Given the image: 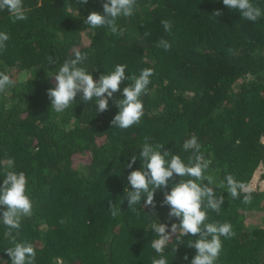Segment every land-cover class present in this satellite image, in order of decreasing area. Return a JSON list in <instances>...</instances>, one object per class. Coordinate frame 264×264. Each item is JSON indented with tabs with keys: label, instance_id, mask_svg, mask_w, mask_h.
Segmentation results:
<instances>
[{
	"label": "trees",
	"instance_id": "obj_1",
	"mask_svg": "<svg viewBox=\"0 0 264 264\" xmlns=\"http://www.w3.org/2000/svg\"><path fill=\"white\" fill-rule=\"evenodd\" d=\"M104 2L23 0L28 19L15 23L0 11V32L10 37L0 50V72L14 81L0 93V186L8 171H23L33 202L32 215L11 235L0 222V264H11L5 250L14 246L13 236L34 246L35 264H152L160 258L151 247L158 238L153 221L166 223L169 232L180 221L169 219V206H162L164 190L155 193L154 211L143 200L135 211L129 208L127 176L141 169L146 142L164 145L166 159L179 155L187 164L193 153L182 145L192 136L211 160L209 186L225 199L219 214L207 210L206 223L228 222L236 233L221 237L215 264H264V16L246 20L222 0H137L132 16L117 18L121 36L84 22L93 11L103 14ZM251 2L264 12V0ZM162 20L171 21L170 31ZM161 39L169 50L156 46ZM75 50L87 55L79 66L97 81L118 64L127 65L129 77L154 69L141 96L139 125L111 124L119 112L115 101L131 79L121 82L103 113L95 98L84 103L79 93L64 112L52 109V74ZM132 156L137 159L129 169ZM228 174L252 189L250 204L243 203V192L232 198L226 181L220 186ZM180 179L188 177L174 174L167 191ZM109 201L120 206L115 217ZM4 210L0 206V216ZM177 236L163 256L168 264H191L196 249L188 244L198 236Z\"/></svg>",
	"mask_w": 264,
	"mask_h": 264
},
{
	"label": "clouds",
	"instance_id": "obj_2",
	"mask_svg": "<svg viewBox=\"0 0 264 264\" xmlns=\"http://www.w3.org/2000/svg\"><path fill=\"white\" fill-rule=\"evenodd\" d=\"M224 6L229 9L237 10L240 15L249 21L256 22L264 12L260 7L254 5L251 0H222ZM81 5H86L88 0H78ZM137 0H105L102 5L103 14L93 11L84 22L92 29L109 27L111 32L116 35H123L124 30L117 26V18L130 17L134 14ZM7 11L12 22L24 21L28 19L23 0H0V11ZM216 16L222 15L220 11L215 12ZM161 24L166 32L171 30L172 23L169 20H162ZM10 39L9 34L0 32V50L6 48V42ZM157 47L169 50L171 45L168 41L161 39ZM229 51H232L229 49ZM87 60V55L79 50L74 51V58L65 61L59 70L55 72V86L47 90V96L51 101V107L56 113H62L68 109L75 101L77 94H81L80 99L87 103L93 98L96 99V111L103 113L109 108V99L113 94L120 90L121 82L131 79L133 83L123 88L122 99L115 101L119 112L111 121L112 126L120 129H128L133 125H139L144 115V104L141 100L142 95L148 93L150 77L154 75V69H142L139 76H126L125 64H118L115 70L108 75L102 74L99 80H94L93 75L79 65ZM49 63L53 61L49 58ZM51 76V75H50ZM14 85V81L4 72H0V93ZM164 147L162 144L152 145L144 143L140 151L142 167L133 170L127 176L131 185L127 193L128 207L141 204L151 206L153 211L156 208L155 193L157 190H164V200L162 206L170 208L169 219H179V224L172 223L171 230L168 231L166 223L153 221L151 228L158 236L151 243V247L160 258H153L152 264H168L163 256L165 248L168 246L171 236L178 233L177 237H185L191 234L198 239L189 242L188 246L196 249V255L192 258L191 264H215L222 250L221 237L234 238L236 233L230 223H206L208 211L220 213L224 204V196H216L214 188L210 187L214 181L210 175H205L211 165L210 159H205L201 152V144L196 136L184 141L182 148L184 151L191 150L193 155L189 157L186 164L179 155H171V159H166L169 152H161ZM137 157L132 156L131 162L127 167L131 169L136 163ZM175 176L180 178L178 183H174L171 191H167L170 181ZM207 181V183H203ZM226 181L227 192L234 199H239L241 192L243 203L252 202V189L242 182L237 181L233 175L228 174L220 182L224 187ZM29 180L26 174L15 171H8L3 185L0 186V206H5L6 210L0 216L2 222L11 230H18L23 217L32 215L33 202L28 191ZM146 194V197H145ZM123 203V201L121 202ZM109 211L113 217L120 213V206L108 203ZM135 211V208H132ZM176 237V238H177ZM14 246L5 251L11 258V264H35L36 251L32 244L27 242H16L12 237ZM182 242V241H181ZM175 251V248L173 249ZM188 259L187 256L184 257Z\"/></svg>",
	"mask_w": 264,
	"mask_h": 264
},
{
	"label": "rangeland",
	"instance_id": "obj_3",
	"mask_svg": "<svg viewBox=\"0 0 264 264\" xmlns=\"http://www.w3.org/2000/svg\"><path fill=\"white\" fill-rule=\"evenodd\" d=\"M85 42H89V36H85ZM261 184H264V182H261ZM254 185H257V180L254 182Z\"/></svg>",
	"mask_w": 264,
	"mask_h": 264
}]
</instances>
